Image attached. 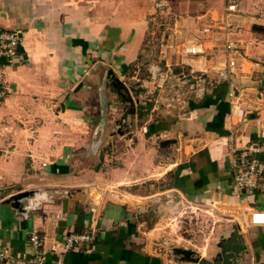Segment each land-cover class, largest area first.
Segmentation results:
<instances>
[{"label": "crops", "instance_id": "1", "mask_svg": "<svg viewBox=\"0 0 264 264\" xmlns=\"http://www.w3.org/2000/svg\"><path fill=\"white\" fill-rule=\"evenodd\" d=\"M240 8L227 12L225 0H0V31L21 40L14 60L0 65V245L29 257L37 233L52 264L55 240L94 230L90 248L65 254L63 264H192L157 246L166 205L188 203L191 217L206 207L224 220L217 241L188 240L192 251L210 261L236 232L245 246L236 264H264V226L243 209L264 212V176L237 197L230 169L236 151L259 142L264 121V0H240ZM196 37L207 39L204 55L184 57ZM227 42L237 67L220 79Z\"/></svg>", "mask_w": 264, "mask_h": 264}, {"label": "built area", "instance_id": "2", "mask_svg": "<svg viewBox=\"0 0 264 264\" xmlns=\"http://www.w3.org/2000/svg\"><path fill=\"white\" fill-rule=\"evenodd\" d=\"M226 11L239 13L240 0H225ZM264 18V11L259 12ZM203 35L208 36L212 28L207 25L202 27ZM207 39L196 37L191 43H185L182 48L184 57H199L205 53V42ZM21 40L18 32L0 31V63L4 60L12 62L16 56L17 49ZM226 55H232L236 52V46L227 42L224 47ZM237 67V62L232 58L227 59L225 68L218 72L220 79H227ZM6 91L0 82V103L4 100ZM233 114L238 121L244 119L245 113L236 105L233 107ZM7 129L0 128V142ZM259 154H264V121L261 124V134L259 142L249 144L236 151L232 157L230 169L232 176V191L239 197L243 193L252 194L257 188L258 181L264 176V161L257 158ZM245 213L248 214L250 224L255 226H264V212L256 209L252 205L244 206ZM96 240L94 230H84L80 232H70L64 237L55 240L49 247V252L55 258L52 264H63L62 258L71 251H78L83 248H90ZM28 244L31 250L29 257L17 258L10 254L6 248L0 245V263L1 264H48L46 253L43 251L44 238L37 233H31L28 237Z\"/></svg>", "mask_w": 264, "mask_h": 264}, {"label": "rangeland", "instance_id": "3", "mask_svg": "<svg viewBox=\"0 0 264 264\" xmlns=\"http://www.w3.org/2000/svg\"><path fill=\"white\" fill-rule=\"evenodd\" d=\"M143 76L145 77L144 71L142 72L141 77L143 78ZM89 124L92 126V128L97 126L94 124L92 125L91 123ZM89 129H91L90 126ZM112 146L113 145L111 144V142H109L106 149L107 148L109 149ZM89 162L90 164H92L93 167H96L98 164L97 158H95V161L90 160ZM165 184H167V182ZM165 184L164 183L158 184L157 189L160 186H162L161 188H163ZM28 185H23V186H28L32 188L35 187L32 184H28ZM2 194L3 192L1 191L0 196ZM138 205H142V204L138 203ZM181 206L182 204H179L178 206L179 208H177L176 203L167 204L166 210L162 212L163 213L162 218H164V222L167 221V223L166 222L164 223L163 228L167 229V232L163 233L164 237L159 238V241H157L159 245L157 246L160 248L162 254L165 257H167L169 260L174 259L173 251L175 249L192 250V248L190 247V242L188 240L195 239L197 241L198 239L199 241H201L203 239L214 237L216 238L215 240L217 241L221 237V231H222L221 226L224 220L221 218V216L218 215L219 212L213 213V211H207L208 209L204 206L205 208L201 210L200 215H196L195 213H193V217H191V213L187 211L192 210L191 209L192 205L185 203L182 207ZM191 228L193 229V231ZM198 229L199 231H197ZM213 249L216 250V246ZM213 249L212 248L208 250L203 249V252L205 253L206 251V255L209 256L211 255Z\"/></svg>", "mask_w": 264, "mask_h": 264}, {"label": "water", "instance_id": "4", "mask_svg": "<svg viewBox=\"0 0 264 264\" xmlns=\"http://www.w3.org/2000/svg\"><path fill=\"white\" fill-rule=\"evenodd\" d=\"M29 192H23L13 196V199H20L28 196ZM220 252L212 260L201 258L192 250L175 249L173 252L182 256L184 262L192 264H236L241 252L245 251V246L241 244V237L236 232L231 234L228 240L221 241L218 245Z\"/></svg>", "mask_w": 264, "mask_h": 264}, {"label": "trees", "instance_id": "5", "mask_svg": "<svg viewBox=\"0 0 264 264\" xmlns=\"http://www.w3.org/2000/svg\"><path fill=\"white\" fill-rule=\"evenodd\" d=\"M260 30L264 33V28H261ZM2 62H6V61L3 60ZM1 63H0V65H1Z\"/></svg>", "mask_w": 264, "mask_h": 264}]
</instances>
